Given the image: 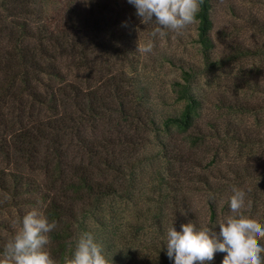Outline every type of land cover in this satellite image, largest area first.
Returning <instances> with one entry per match:
<instances>
[{"label":"trees","instance_id":"obj_1","mask_svg":"<svg viewBox=\"0 0 264 264\" xmlns=\"http://www.w3.org/2000/svg\"><path fill=\"white\" fill-rule=\"evenodd\" d=\"M223 1L201 3L196 43L203 66L178 67L171 93L182 108L165 116L126 72L131 37L156 27L141 24L127 0L7 4L5 11L21 9L26 17L11 22L9 44L0 46V252L38 200L57 222L46 246L57 264H67L80 234L90 231L87 219L117 199L155 206L153 241L134 264H174L166 255L168 229L180 231L189 221L216 225L228 214L233 186L251 201L245 215L264 224V73H233L250 53L243 42L218 49L214 20ZM258 27L264 33V23ZM216 72L226 76V91L198 96L196 81ZM151 134L161 146L156 161L144 153ZM159 160L164 176L154 166ZM103 233L99 239L108 237ZM113 237L126 239L121 231ZM225 255L216 253L209 264Z\"/></svg>","mask_w":264,"mask_h":264},{"label":"rangeland","instance_id":"obj_2","mask_svg":"<svg viewBox=\"0 0 264 264\" xmlns=\"http://www.w3.org/2000/svg\"><path fill=\"white\" fill-rule=\"evenodd\" d=\"M10 1L12 0H0L1 47H7L9 44L7 27H11V22L23 23L26 17L20 15L23 11L21 9L13 12L14 14L5 11L9 7L7 4H10ZM233 6L235 7V14L230 13ZM214 21L216 22V27L213 37L219 50L225 49L227 43L235 40L240 43L243 42L250 50L249 55L242 58V64L233 69V73L241 74L245 71L254 75L263 74L264 33L261 32L258 26L264 23V0H224L219 5L217 12H215ZM33 25L37 26L36 21ZM136 33V39L131 35L133 48H130V51L134 54H130L131 62L127 61L126 72L133 78L138 88L151 93V105L158 115L165 116L168 113H173V111H180L182 104L175 103L171 93L172 82L181 79L178 67L185 63L203 66L200 45L196 43L198 38L197 23L189 25L180 34L167 32L162 37L157 36L154 38L148 32ZM138 40L140 44L152 41L154 43L153 52L142 54L136 51L135 45L137 46ZM228 73H225V75ZM224 77L226 76L219 72L208 77L201 76L194 85L195 93L198 96L213 97L216 93L225 92L227 88L224 86ZM158 121H160L159 118ZM153 136H151V143L144 153L149 158L154 157L156 161L159 159V153L161 154V146L159 147V141ZM159 139L160 142L167 141L166 136L163 134ZM157 162L154 163V166H159L160 172L164 176L165 164L160 160ZM145 168L147 169L141 178L144 182L149 179L147 176L151 173V168L148 169V166ZM145 193L146 190L143 191V194ZM199 205H202V203L200 202ZM104 208L107 209L103 211L104 214L98 215L95 219H87L85 226L89 228V232L94 235L99 244L105 243L101 245L106 258L109 260V264H134L133 261L137 258L139 252L150 247L153 241L152 237L154 231H156L151 220L155 210L154 204L143 205L141 198L136 199L133 203L117 199L108 201ZM200 208L205 216L203 206ZM111 209L114 210L112 211ZM109 213L113 215H108ZM2 221L12 222H10L8 217H4ZM101 223H104V227L101 226ZM137 230L141 231V233H137ZM104 231L107 232L108 237L104 236V239L103 237L99 239L100 234H104ZM120 231L123 232L126 239L113 237L114 233L116 234ZM110 238H113V242H111Z\"/></svg>","mask_w":264,"mask_h":264},{"label":"clouds","instance_id":"obj_3","mask_svg":"<svg viewBox=\"0 0 264 264\" xmlns=\"http://www.w3.org/2000/svg\"><path fill=\"white\" fill-rule=\"evenodd\" d=\"M135 8V15L143 25L155 24L152 37L167 32L180 34L197 23L203 0H127ZM138 30V29H137ZM154 43H137L136 51L153 52ZM229 197L228 214L214 226L197 227L189 221L180 231L171 226L167 231L166 255L174 264H209L216 253H226L221 264H264V224L245 215L251 207L247 192L233 186ZM5 199H10L5 194ZM44 202L27 212L19 221V228L0 252V264H57L46 246L49 234L57 227L42 209ZM219 228L217 232L215 229ZM67 264H109L101 244L90 232L82 233L75 243Z\"/></svg>","mask_w":264,"mask_h":264}]
</instances>
